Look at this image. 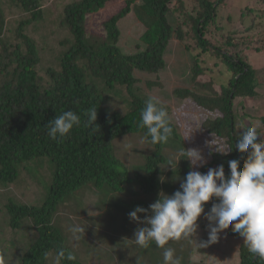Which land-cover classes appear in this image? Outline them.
<instances>
[{
  "label": "trees",
  "instance_id": "16d2710c",
  "mask_svg": "<svg viewBox=\"0 0 264 264\" xmlns=\"http://www.w3.org/2000/svg\"><path fill=\"white\" fill-rule=\"evenodd\" d=\"M111 1L115 0L74 1L62 8L58 19H53L49 0H0V264H53L59 248L73 252L56 217L60 206L84 189L90 194L96 191L97 201L108 205L94 223L100 229L88 230L91 235L101 234L102 241L108 239L115 245L131 246L137 259L149 248L148 261L159 257L162 260L163 250L154 241L148 248H140L133 242L135 230L145 224L142 221L147 214L139 213L145 216L141 221L126 215L137 206L147 209L152 203L144 199H129L127 203L116 196L127 189L133 178L118 157L114 143L127 135L145 136L147 130L139 127L140 113L151 95L138 85L135 72L158 74L165 69V54L174 35L187 51L195 54V61L193 87L177 88L173 95L192 99L207 111L219 112L216 117L205 119L202 126L209 134L224 139L229 147L226 154L213 153L211 163L201 169L202 174L213 166L223 165L226 178L230 177L228 162L236 159L243 167L251 152L250 148L240 153L236 147L238 139L252 127L238 126L234 100L259 97L258 90L264 87V66L257 68L250 64L246 49L232 39L257 29L256 18L242 14L243 30L236 31L223 43L218 38L212 40L207 32L217 34L218 6L224 0H196L198 5L194 4L192 10H187L185 0H120L125 6L104 23L106 34L88 35V15L102 10ZM262 4L260 19L264 17V0ZM233 6V0H226L225 11L231 12ZM131 13L146 28L141 37L145 49L126 54L118 46L119 23ZM169 15L177 17L176 28ZM42 23L45 26L41 27ZM44 28L49 32L42 38L30 34ZM206 57L221 61L223 74L230 78L228 85H221L220 93L214 81H199L207 71L201 64ZM147 85L161 86L155 81ZM161 104L174 128L170 139L183 142L172 107L162 101ZM91 107L98 112L95 130L85 126L84 113ZM64 111L75 112L81 124L74 126L65 138L53 140L47 126ZM261 137L259 133L257 142H264ZM150 145L153 150L143 170L134 175L140 191L147 194L158 192L164 185L161 168L167 162L166 144ZM184 148L188 149L186 145ZM192 167L190 160L180 158L177 173L182 183ZM217 203L218 198L207 202L204 213H210ZM131 223L137 225L132 230L134 236L130 241L123 240ZM6 229L13 234L11 239L5 234ZM104 229L106 234L102 232ZM227 234L244 239L231 227ZM81 238H85L84 234ZM190 241L170 240L165 247L175 250V255L182 258L181 264H197L191 260L194 242ZM239 251V264H264V260L248 252L244 242ZM113 252L122 257L121 261L129 257L122 249L114 248ZM45 253L49 254L47 260ZM73 253L75 261L65 259L61 264H86Z\"/></svg>",
  "mask_w": 264,
  "mask_h": 264
},
{
  "label": "rangeland",
  "instance_id": "374dc122",
  "mask_svg": "<svg viewBox=\"0 0 264 264\" xmlns=\"http://www.w3.org/2000/svg\"><path fill=\"white\" fill-rule=\"evenodd\" d=\"M74 1L79 0H49L51 5L48 7H52L54 10L51 18L58 19L57 16L62 8ZM212 1L218 2V0ZM225 2L226 0H224L222 5L218 6L220 20L217 22V34L215 32H207L208 36L212 40L218 38V42L227 43L230 40L231 35L237 33L236 31L238 30H243V24L241 21L242 14L247 15V17L249 15L255 17L254 24H258V28L253 30L249 35L237 34L236 37L233 36L232 40L236 42V44H239L242 49H246L248 62L250 64L257 68L264 66V17L260 19L263 14V10L261 9L263 5L262 0H233L234 6L231 12L227 9L225 11ZM194 4L198 5L196 0H185L187 10H192ZM124 6L125 4L123 1H111L107 3L102 10L88 15L86 21V31L88 35L98 34L104 36L106 34L104 23L111 16L118 13ZM256 20L259 21L257 22ZM169 21L175 28L177 27L178 20L176 16L169 15ZM40 26H45V23H42ZM119 29L121 37L118 46L122 52L133 54L145 49V45L141 42V37L145 33L146 28L138 21L134 13L127 15L120 21ZM48 32V28H44L39 32L32 30L30 31V34L37 39L42 38ZM233 41H231V43ZM192 42L194 44V40H192ZM234 42L232 44H234ZM165 60L167 64L166 68L160 71V73L151 74L136 71L135 76L139 80L138 85L143 88L146 93L155 96L160 101L171 106L175 113L179 133L184 141L182 142L180 139H169L164 148L167 161L170 158L176 157L178 149L181 147L184 148V145H186L188 149L195 148L199 151L202 159L195 164L192 163V171L202 173L201 169L205 165L211 163L213 153L217 152L226 154L229 152L228 144L224 139L209 134L202 126V122L205 119L208 117H216L220 113L217 111H207L199 107L192 99H180L173 95V91L177 88H192L194 85L192 83V66L195 61V54L187 51L184 43L178 40L176 35L173 36L168 46ZM201 64L207 71L204 75L200 76L199 81H214L215 87L220 93L221 85H228L230 79L228 75L223 74L224 65L221 61H217L216 59L212 60L207 57L206 60L202 59ZM149 81H155L158 84H161V86L158 85L149 88L147 85ZM259 94L260 99L259 101H255L257 103L254 105L249 98L243 99L239 97L234 100V110L239 116L238 126L240 128L249 127L248 124H251L254 127L257 126V124H261L257 119L264 118V87L260 88ZM251 106L253 107L251 108ZM251 113L255 115V120L253 119V121L250 119ZM255 128L258 131L261 127ZM261 136L264 137V134H261ZM128 145H131V148H129ZM114 146L118 157L123 162L125 168L130 170L133 178L132 182L127 185V189L116 195L119 199L125 200L127 203L129 199H144L150 203H154L160 198L159 194L161 192L166 195H172L181 188L182 182L180 181V175L177 173L180 163L179 159L175 170H173L171 165L167 164V162L162 166L161 169L164 177L162 183H164V185H162L158 192L147 194L140 191V186L134 180V175L137 171L143 170L146 158L153 150L144 135H127L123 138L117 139ZM217 168L218 166H213L209 169ZM95 194L96 191H91L90 194L88 189L80 190L78 194L60 206L56 222L67 237L68 245L73 252L77 254L80 260L84 261L86 264H137L138 256L131 246L115 245L114 242L107 241L108 239L102 241L103 239H99V235L101 234H98L97 237H95L89 233L88 230H91L92 228L95 230L100 229L97 228L94 223L100 217L99 215L104 214V206L105 210L108 207L107 203L103 205V203L98 202L96 196H94ZM9 195H11V192ZM146 214L149 215L150 212ZM208 214L209 213H204L201 215L197 221L196 231L189 237V240L192 239V242H194V251L191 257L192 262L197 264H239V249L240 245L244 242V239L228 235L227 230L219 233V239L215 244H210L206 248L199 247L200 243H206L208 241L211 227L216 226L214 222L208 220ZM138 215L140 216V221L145 218L142 214ZM126 216L129 217V215ZM90 217L95 220L90 221ZM1 221L0 218V224ZM73 224H79L85 229L84 239L81 238L78 241L72 239L69 228ZM148 226L149 225L147 224H140L138 229ZM136 227V224L131 223L130 229H128L130 232L128 235H124L126 237H123L125 238L123 240L130 241V237L132 238L134 236L132 230ZM2 229H4V227H2ZM137 230H135V232ZM102 232L105 234L107 233L105 229L102 230ZM5 234L9 237L8 239L13 237V234L8 229L5 230ZM93 244L96 245L98 251H95ZM124 244L127 243L124 242ZM114 248L122 249L125 255L129 257H123L121 261L122 257L113 252ZM148 250L150 249L148 248L147 251H145V254L140 257L142 259L139 258V263L142 262V264H148L149 262L152 264H163V257L162 260H159L161 258L159 257L155 261V258L152 256L154 261H148L149 258H151ZM7 251H9V246L7 247ZM115 252H117V250H115ZM111 255H114V257H110Z\"/></svg>",
  "mask_w": 264,
  "mask_h": 264
},
{
  "label": "clouds",
  "instance_id": "9594fccd",
  "mask_svg": "<svg viewBox=\"0 0 264 264\" xmlns=\"http://www.w3.org/2000/svg\"><path fill=\"white\" fill-rule=\"evenodd\" d=\"M85 126L95 130L98 118L96 107L85 111ZM139 127L146 129L145 139L152 145L166 144L174 134L169 113L161 101L150 96L140 113ZM81 124V118L73 111H64L53 119L48 128V135L53 140L65 138L74 126ZM258 132L255 127L248 128L238 139L236 147L240 153L251 148L248 158L240 167V161L233 159L228 162L230 177L226 178L224 166L209 169L206 174L198 171L187 173L181 184L182 191L172 195L161 192L160 198L149 205V208L137 206L129 216L140 221L139 213H149L142 223L149 225L135 232L134 243L140 248H148L151 242L163 249V264H181V257L175 255L172 247H165L170 240H189L196 231L197 221L205 212L204 205L213 198L219 203L211 207L208 220L216 226L211 227L208 241L199 244L206 248L215 244L219 233L229 229L244 238L248 252L259 260H264V142H257ZM131 148V145H128ZM186 158L193 164L201 160L195 148H179L176 157L170 158L167 164L175 170L177 161ZM161 181L164 177L162 176ZM219 181V183H218ZM73 240H80L85 229L79 224L70 226ZM189 242H191L189 240ZM45 259L49 254L45 253ZM75 261V254L67 249L59 248L53 264H61L62 260ZM139 264V259L137 261Z\"/></svg>",
  "mask_w": 264,
  "mask_h": 264
},
{
  "label": "crops",
  "instance_id": "0c3cea01",
  "mask_svg": "<svg viewBox=\"0 0 264 264\" xmlns=\"http://www.w3.org/2000/svg\"><path fill=\"white\" fill-rule=\"evenodd\" d=\"M260 92V89L258 90V93ZM259 97H260V95H259ZM259 97H256V99H249V100H252V103H253V105L255 104V103H257V102H255V101H259ZM253 106H251V108H252ZM252 117V118H251ZM251 117H250V119H251V121H253V119L255 120V115H253L252 113H251ZM258 121H260L261 122V124H257V126H255V127H261V128H259L258 129V132H260L261 134H264V118H259V119H257ZM249 126H251V127H254V126H252L251 124H248ZM256 125V124H255ZM262 125V126H261ZM261 129V130H260ZM264 138V137H263Z\"/></svg>",
  "mask_w": 264,
  "mask_h": 264
}]
</instances>
